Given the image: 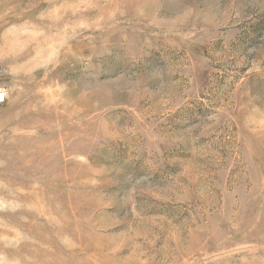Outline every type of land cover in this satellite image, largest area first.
I'll use <instances>...</instances> for the list:
<instances>
[{
    "label": "rangeland",
    "instance_id": "rangeland-1",
    "mask_svg": "<svg viewBox=\"0 0 264 264\" xmlns=\"http://www.w3.org/2000/svg\"><path fill=\"white\" fill-rule=\"evenodd\" d=\"M0 264H264V0H0Z\"/></svg>",
    "mask_w": 264,
    "mask_h": 264
},
{
    "label": "built area",
    "instance_id": "built-area-1",
    "mask_svg": "<svg viewBox=\"0 0 264 264\" xmlns=\"http://www.w3.org/2000/svg\"><path fill=\"white\" fill-rule=\"evenodd\" d=\"M6 100V94L4 91L0 92V103L5 102Z\"/></svg>",
    "mask_w": 264,
    "mask_h": 264
}]
</instances>
